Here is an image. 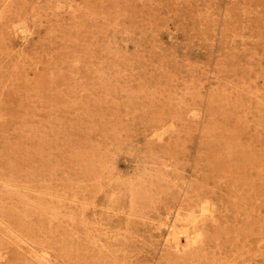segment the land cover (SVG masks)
<instances>
[{"label": "rangeland", "instance_id": "374dc122", "mask_svg": "<svg viewBox=\"0 0 264 264\" xmlns=\"http://www.w3.org/2000/svg\"><path fill=\"white\" fill-rule=\"evenodd\" d=\"M0 264H264V0H0Z\"/></svg>", "mask_w": 264, "mask_h": 264}, {"label": "bare ground", "instance_id": "6f19581e", "mask_svg": "<svg viewBox=\"0 0 264 264\" xmlns=\"http://www.w3.org/2000/svg\"><path fill=\"white\" fill-rule=\"evenodd\" d=\"M172 231H174V245H175V247L177 249H183L184 250V249H186L184 247L190 245L192 242L195 241V240L194 241L192 240L193 237L190 235V233H186V231H184V230L183 231H178V230H175L173 228ZM181 235H184V241H185L184 243H183V241H182V239L180 237Z\"/></svg>", "mask_w": 264, "mask_h": 264}]
</instances>
